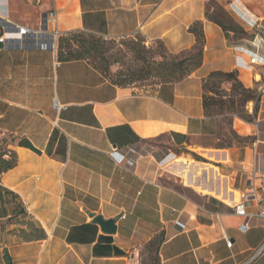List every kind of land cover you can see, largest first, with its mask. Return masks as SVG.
I'll use <instances>...</instances> for the list:
<instances>
[{
    "label": "crops",
    "instance_id": "1",
    "mask_svg": "<svg viewBox=\"0 0 264 264\" xmlns=\"http://www.w3.org/2000/svg\"><path fill=\"white\" fill-rule=\"evenodd\" d=\"M210 1L0 0V156L15 158L0 170V264H149L147 245L158 236V264H264V225L255 218L264 208V0H216L245 38L206 18ZM195 22L204 35L200 67L153 89L116 86L86 61L59 62L52 38L140 33L178 55L195 45ZM216 71H236L261 93L253 123L233 120L250 144L216 148L218 124L202 104V81ZM172 135L227 161L225 189L231 200L248 196L247 217L235 214L223 187L224 198L212 193V181L205 194L167 186L159 178L172 161L164 168L150 154L135 156L152 140L176 144ZM97 216L115 219L114 232Z\"/></svg>",
    "mask_w": 264,
    "mask_h": 264
},
{
    "label": "trees",
    "instance_id": "2",
    "mask_svg": "<svg viewBox=\"0 0 264 264\" xmlns=\"http://www.w3.org/2000/svg\"><path fill=\"white\" fill-rule=\"evenodd\" d=\"M224 16L228 24H225L222 20L206 12V18L218 25L226 34L230 32L237 38H245L248 36L226 12H224ZM189 31L195 36V45L189 51L172 55L167 52L160 42H155L158 52H153L150 48H145V46L139 48L132 47L129 49V52L133 53L129 54L131 58L130 66L125 74L114 77L107 75L108 59L104 55V38L96 35L82 31L59 34L56 45V56L59 62L86 61L95 70L100 72L102 76L119 87L132 86L133 81L145 80L147 78L155 79L158 85L175 83L189 76L201 65L204 48L202 24L200 22L193 23ZM155 54L157 55L154 56ZM181 54H184V56L180 58L179 56ZM217 82L220 86L229 84L228 90L224 89L221 94H218L216 92ZM202 91V104L207 117L215 118L214 116L222 111H228L232 117H236L245 123H253L256 119L261 93L245 88L238 80L236 71H216L210 73L202 81ZM249 102L253 103L251 113L244 110V107ZM240 107H243V110H240ZM216 135V148L218 149L242 146L254 141L253 137H241L232 129L230 130V135L234 140L233 143L232 141H228L226 144H220L218 130ZM172 138L176 144H181L186 141L185 137L179 135H172ZM197 160L203 161L200 158H197ZM14 164V156L10 155L7 161L3 160L0 156L1 171L10 169ZM160 242L161 236H158L148 243L149 264H158L157 250Z\"/></svg>",
    "mask_w": 264,
    "mask_h": 264
},
{
    "label": "rangeland",
    "instance_id": "3",
    "mask_svg": "<svg viewBox=\"0 0 264 264\" xmlns=\"http://www.w3.org/2000/svg\"><path fill=\"white\" fill-rule=\"evenodd\" d=\"M207 10L210 15H213L217 19L222 20L225 24H228L224 16V12L226 11L223 9V6L221 3H219L216 0H211L208 3ZM103 41H104L103 46L105 48L104 55L108 59L107 75L109 77H114V76H119L121 74H125L126 70L128 69L131 63V58L129 57V54H133L129 52L130 48L132 47L139 48L141 46H145V48L147 49L150 48L153 52L155 51L158 52L157 44L155 42L153 43L147 42V40L140 33H135L130 36H125L121 38L103 39ZM156 55L157 54H155L154 56ZM183 56L184 54H181L179 57L181 58ZM131 85L137 88H140V89H153L154 87L158 86V82L153 78H147L145 80H135L132 82ZM224 89H225V85L220 86L219 83L217 82L216 92L218 94H221L222 90ZM249 105H250V102L246 104V106L244 107V110L248 111ZM239 109L243 110V107L242 108L240 107ZM214 117L218 124L219 143L226 144V142L228 141H232L233 143L234 140L232 139L230 135V130L232 129L237 135H239L233 127V120L236 117H232L231 113L228 111H222L221 113L215 115ZM199 143L201 145L210 144L207 142H199ZM203 151L214 152L213 150H203V149L190 150L181 144L170 143L168 138H160V139H157L154 141L152 140V141L142 144L139 148H137L135 152L136 153L135 156L150 154L154 156L157 161H159L163 155L171 152L176 157H179V158L173 159L172 161H175L176 159H184V160L186 159L188 162H191V163L210 165L211 167H215L216 173L219 176L213 181L215 186L219 185L225 189V186H228V182H227L228 180L225 177V170H223L222 166H224L227 163V161L219 162V161L208 159L207 156H204ZM197 158H200L203 161L197 160ZM208 179L211 181V178L208 177ZM159 181L160 183L167 185V186H173L177 188L182 187V188L188 189L193 192H198L200 194L206 193L200 189H193L191 187H188V185H186L181 178L170 173L169 171L164 172L160 176ZM235 196L237 199L238 195L236 194Z\"/></svg>",
    "mask_w": 264,
    "mask_h": 264
},
{
    "label": "bare ground",
    "instance_id": "4",
    "mask_svg": "<svg viewBox=\"0 0 264 264\" xmlns=\"http://www.w3.org/2000/svg\"><path fill=\"white\" fill-rule=\"evenodd\" d=\"M204 156H207L208 159L214 161L220 160V158L217 157L216 153L210 151H204ZM171 161L172 160L170 159L169 161L167 160L165 166ZM166 169L172 174L181 178L186 185L197 187L198 189H203L201 188V186H209V184H211V181L208 179V177L214 181L218 176L215 167H211L210 165L205 164L191 163L186 159H176L175 161H172L168 166H166ZM204 178L206 179V181L204 180ZM212 191L213 194L218 195L221 198L225 197V193H223L222 190H218L216 186L212 188Z\"/></svg>",
    "mask_w": 264,
    "mask_h": 264
},
{
    "label": "built area",
    "instance_id": "5",
    "mask_svg": "<svg viewBox=\"0 0 264 264\" xmlns=\"http://www.w3.org/2000/svg\"><path fill=\"white\" fill-rule=\"evenodd\" d=\"M257 24V21H253L251 23H248L249 27L250 28H253L255 27ZM17 31H18V34L21 35V36H25L29 33V29L25 28V27H18L17 28ZM59 34L57 32H54V34L52 35V38L53 39H56L57 41V38H58ZM0 44L4 45V37L3 35L0 36ZM256 63V59L255 58H250L249 60V65H253ZM114 155H116V157H119L118 153L117 152H114ZM168 156H173V157H176L174 154H172L171 152L168 153ZM166 159L165 160H159L158 163L159 165L161 166H165L166 164ZM205 175V174H204ZM218 175V174H217ZM206 176V175H205ZM204 176V177H205ZM219 176H217L218 178ZM206 178V177H205ZM204 178V180L206 181V179ZM213 182V180H211ZM183 183V182H182ZM184 184V183H183ZM185 185V184H184ZM219 186V185H218ZM189 187V186H188ZM225 193H226V197H228V199H226V202L229 203V204H232L233 208H234V212L237 216L239 217H247L246 215V202H247V197L246 195H242L241 197L237 198V199H233L231 200L229 198V194L231 193V191L226 188L225 189ZM263 203H264V199H263ZM261 204V203H260ZM260 204L258 205V212L257 214L255 215V218L258 219L263 225H264V208L261 209L260 208ZM243 227L245 228L246 225H243ZM226 246L228 248L231 247V243L226 240ZM264 250V243L263 245L261 246V248L258 250V252ZM257 252V253H258ZM243 264H247V263H243Z\"/></svg>",
    "mask_w": 264,
    "mask_h": 264
},
{
    "label": "water",
    "instance_id": "6",
    "mask_svg": "<svg viewBox=\"0 0 264 264\" xmlns=\"http://www.w3.org/2000/svg\"><path fill=\"white\" fill-rule=\"evenodd\" d=\"M93 221L99 224L102 230L107 233H113L115 230L114 227L115 219L104 221L100 216H97L93 219Z\"/></svg>",
    "mask_w": 264,
    "mask_h": 264
}]
</instances>
